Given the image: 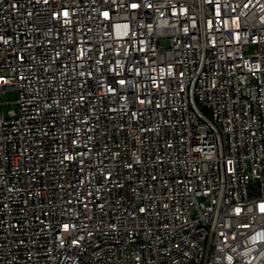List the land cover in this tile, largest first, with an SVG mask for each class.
<instances>
[{
  "label": "built area",
  "instance_id": "built-area-1",
  "mask_svg": "<svg viewBox=\"0 0 264 264\" xmlns=\"http://www.w3.org/2000/svg\"><path fill=\"white\" fill-rule=\"evenodd\" d=\"M262 204L264 0H0V264H264Z\"/></svg>",
  "mask_w": 264,
  "mask_h": 264
},
{
  "label": "rangeland",
  "instance_id": "rangeland-1",
  "mask_svg": "<svg viewBox=\"0 0 264 264\" xmlns=\"http://www.w3.org/2000/svg\"><path fill=\"white\" fill-rule=\"evenodd\" d=\"M17 97H18V94L16 92V90L14 89H10V90H7L4 95H3V98L5 100V112L7 113L8 110L12 109V108H17Z\"/></svg>",
  "mask_w": 264,
  "mask_h": 264
},
{
  "label": "snow or ice",
  "instance_id": "snow-or-ice-1",
  "mask_svg": "<svg viewBox=\"0 0 264 264\" xmlns=\"http://www.w3.org/2000/svg\"><path fill=\"white\" fill-rule=\"evenodd\" d=\"M65 15H66V13H65ZM260 210H261L262 212H264V204H262V205L260 206Z\"/></svg>",
  "mask_w": 264,
  "mask_h": 264
}]
</instances>
